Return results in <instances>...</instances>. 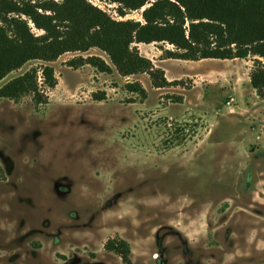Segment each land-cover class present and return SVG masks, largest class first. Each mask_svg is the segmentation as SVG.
Listing matches in <instances>:
<instances>
[{
    "label": "rangeland",
    "instance_id": "obj_1",
    "mask_svg": "<svg viewBox=\"0 0 264 264\" xmlns=\"http://www.w3.org/2000/svg\"><path fill=\"white\" fill-rule=\"evenodd\" d=\"M85 1L121 20L116 4ZM141 11L123 19L141 21ZM137 47L180 85L72 69L78 54L64 53L47 63L57 84L46 104L0 98V264H125L105 249L111 239L128 244L129 264H264L253 58L160 61L172 46ZM43 64H24L0 87ZM129 82L146 98L126 92Z\"/></svg>",
    "mask_w": 264,
    "mask_h": 264
},
{
    "label": "trees",
    "instance_id": "obj_2",
    "mask_svg": "<svg viewBox=\"0 0 264 264\" xmlns=\"http://www.w3.org/2000/svg\"><path fill=\"white\" fill-rule=\"evenodd\" d=\"M105 1L116 4L121 20L85 0H0V81L28 62L44 63L3 84L0 98L18 101L30 95L34 104H46V91L57 84L47 63L64 53L78 54L66 62L72 69L89 66L102 74L115 71L121 77L146 74L155 89L180 85V80L167 81L164 71L138 51L139 44L161 43L173 47L160 48L161 60L253 58L249 84L264 100V0ZM139 10L141 21L123 19ZM91 49L100 50L108 61L96 55L82 56ZM124 90L146 98L139 82L126 83ZM92 97L102 101L104 93ZM105 249L129 264L125 241L108 240Z\"/></svg>",
    "mask_w": 264,
    "mask_h": 264
},
{
    "label": "crops",
    "instance_id": "obj_3",
    "mask_svg": "<svg viewBox=\"0 0 264 264\" xmlns=\"http://www.w3.org/2000/svg\"><path fill=\"white\" fill-rule=\"evenodd\" d=\"M151 44H139L138 46H144V47H148V46H150ZM160 61H165V60H160ZM179 61V60H178ZM183 62H187V61H183ZM155 67H157V68H161L163 71H164V75H165V78H166V80L167 81H173V80H175L173 77H168L167 76V70H166V68L165 67H163L159 62H157V63H155V62H153L152 63ZM127 78H129V77H127ZM151 85V84H150ZM144 89H145V87H143ZM145 91H146V89H145Z\"/></svg>",
    "mask_w": 264,
    "mask_h": 264
},
{
    "label": "water",
    "instance_id": "obj_4",
    "mask_svg": "<svg viewBox=\"0 0 264 264\" xmlns=\"http://www.w3.org/2000/svg\"><path fill=\"white\" fill-rule=\"evenodd\" d=\"M143 10V9H142Z\"/></svg>",
    "mask_w": 264,
    "mask_h": 264
}]
</instances>
